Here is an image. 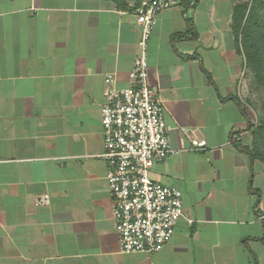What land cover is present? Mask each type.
I'll use <instances>...</instances> for the list:
<instances>
[{
	"label": "crops",
	"instance_id": "obj_1",
	"mask_svg": "<svg viewBox=\"0 0 264 264\" xmlns=\"http://www.w3.org/2000/svg\"><path fill=\"white\" fill-rule=\"evenodd\" d=\"M140 1L0 0V264H256L250 250L264 264V162L236 145L257 126L238 104L258 83L234 33L253 0L159 14L146 51L174 152L152 176L193 223L159 252L120 250L101 117L106 75L127 85L142 49Z\"/></svg>",
	"mask_w": 264,
	"mask_h": 264
},
{
	"label": "built area",
	"instance_id": "obj_2",
	"mask_svg": "<svg viewBox=\"0 0 264 264\" xmlns=\"http://www.w3.org/2000/svg\"><path fill=\"white\" fill-rule=\"evenodd\" d=\"M180 0H141L135 7L142 30V49L129 73L128 84L105 78L101 125L102 157L108 164L106 179L113 198L115 229L120 250L126 254L159 252L171 241L180 220L188 218L183 192L155 180L152 169L174 152L170 144L164 103L151 84L147 43L159 14ZM193 149L203 144L193 141ZM46 196L38 205L48 204Z\"/></svg>",
	"mask_w": 264,
	"mask_h": 264
},
{
	"label": "trees",
	"instance_id": "obj_3",
	"mask_svg": "<svg viewBox=\"0 0 264 264\" xmlns=\"http://www.w3.org/2000/svg\"><path fill=\"white\" fill-rule=\"evenodd\" d=\"M180 1L189 2V0ZM198 1L195 0L194 5ZM234 33L238 49L240 50L241 46L243 47L248 63L256 73L257 83L264 87V0H253L251 7L249 2L235 7ZM212 82L214 83L213 80ZM238 104L243 114L247 117L246 106L239 100ZM254 139L252 148L246 147L239 142H236V145L243 152L249 154L252 160L260 159L264 161V119L259 126L255 127ZM253 191L260 193L259 190ZM260 240H264V236ZM250 252L256 260V264H259L257 256L251 250Z\"/></svg>",
	"mask_w": 264,
	"mask_h": 264
},
{
	"label": "rangeland",
	"instance_id": "obj_4",
	"mask_svg": "<svg viewBox=\"0 0 264 264\" xmlns=\"http://www.w3.org/2000/svg\"><path fill=\"white\" fill-rule=\"evenodd\" d=\"M255 94L256 99L252 100V102H250V106L246 107L254 113L256 124L259 126L264 119V87L258 84ZM262 209L264 210V201L262 203Z\"/></svg>",
	"mask_w": 264,
	"mask_h": 264
}]
</instances>
